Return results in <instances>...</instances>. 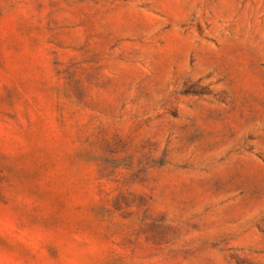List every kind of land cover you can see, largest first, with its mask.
I'll return each instance as SVG.
<instances>
[{
    "label": "rangeland",
    "instance_id": "rangeland-1",
    "mask_svg": "<svg viewBox=\"0 0 264 264\" xmlns=\"http://www.w3.org/2000/svg\"><path fill=\"white\" fill-rule=\"evenodd\" d=\"M0 264H264V0H0Z\"/></svg>",
    "mask_w": 264,
    "mask_h": 264
}]
</instances>
